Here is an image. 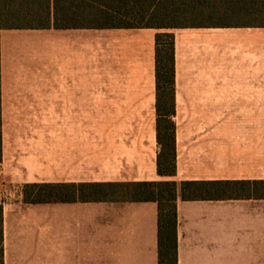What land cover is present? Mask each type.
<instances>
[{
  "label": "crops",
  "instance_id": "0c3cea01",
  "mask_svg": "<svg viewBox=\"0 0 264 264\" xmlns=\"http://www.w3.org/2000/svg\"><path fill=\"white\" fill-rule=\"evenodd\" d=\"M159 32L173 35L169 97ZM163 106L173 175L157 171ZM0 117L3 264H158L156 201L23 199L27 183L142 181L239 182L178 188L177 264H264V25L1 29Z\"/></svg>",
  "mask_w": 264,
  "mask_h": 264
},
{
  "label": "trees",
  "instance_id": "16d2710c",
  "mask_svg": "<svg viewBox=\"0 0 264 264\" xmlns=\"http://www.w3.org/2000/svg\"><path fill=\"white\" fill-rule=\"evenodd\" d=\"M264 25V0H0V30L12 28L198 27ZM156 88L169 97L174 84V44L170 32L155 36ZM167 90V91H166ZM161 94L158 93V97ZM170 107H158L157 171L176 170L174 124ZM1 127V117H0ZM1 160V128H0ZM239 182L142 181L27 183L26 202L56 200H153L158 203V264H177L176 192L194 199L213 197ZM0 264H3L0 203Z\"/></svg>",
  "mask_w": 264,
  "mask_h": 264
}]
</instances>
